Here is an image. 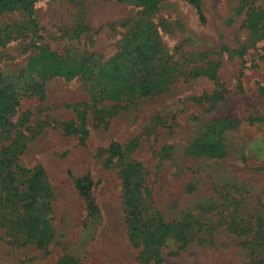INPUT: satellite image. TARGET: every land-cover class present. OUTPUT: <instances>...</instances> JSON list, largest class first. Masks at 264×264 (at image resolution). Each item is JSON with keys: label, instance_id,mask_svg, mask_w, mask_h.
<instances>
[{"label": "rangeland", "instance_id": "374dc122", "mask_svg": "<svg viewBox=\"0 0 264 264\" xmlns=\"http://www.w3.org/2000/svg\"><path fill=\"white\" fill-rule=\"evenodd\" d=\"M198 1L201 20L183 0L153 8L132 0H39L0 13V85L19 101L8 138H0L4 148L15 139L7 153L14 164L43 169V219L51 229L45 244L29 243L7 216L0 264H264V31L253 41L246 21L248 8L263 11L264 0ZM124 41L132 49L158 45L153 77L162 83L131 103L108 99L96 78ZM50 63L87 69V80L49 78ZM34 84L43 87L42 101ZM77 104L84 106L69 107ZM215 141L220 158L196 149ZM113 143L121 158H110ZM129 164L139 166L134 172L162 219L188 223L189 240L178 250L160 248L156 260L128 237L122 173ZM84 175L100 212L86 234V208L73 184Z\"/></svg>", "mask_w": 264, "mask_h": 264}, {"label": "trees", "instance_id": "16d2710c", "mask_svg": "<svg viewBox=\"0 0 264 264\" xmlns=\"http://www.w3.org/2000/svg\"><path fill=\"white\" fill-rule=\"evenodd\" d=\"M39 0H0V13L9 12L14 9L30 6ZM142 6L155 7L163 1L169 0H132ZM186 4L195 9L199 19H202V11L198 0H183ZM247 4L248 0H240ZM247 23L253 41L261 38L264 31V10L257 11L248 8ZM158 45L145 44L131 48V41H124L122 54L113 59L106 67L97 71V79L102 81L106 88V96L110 100L131 103L139 98H145L155 94L158 84L161 81L153 77L156 62L155 56ZM135 54L134 57H131ZM241 55V53H238ZM34 61L30 63L31 70ZM51 77L63 78L66 81L73 80L80 74L82 81L87 80L86 71L74 70L71 67L50 63ZM5 84V83H4ZM0 85V137L10 134L12 124L10 117L15 114L19 101L13 88ZM34 95L40 101L44 99L43 87L34 84ZM126 88V91H121ZM83 104L69 106L73 111L82 108ZM79 132L87 134L84 129V118L78 114ZM66 132L75 134L70 126L64 125ZM77 134V133H76ZM0 138V222H5L7 216L15 219V223L22 226L26 242L36 245L45 244L48 240L51 229L50 221L43 219L48 211L47 199L49 198V188L46 182L44 171L41 167L26 170L14 164L7 155L8 151L17 147L15 139L4 148L2 142L5 138ZM196 149L215 158L223 155V147L219 142H209L199 144ZM121 147L113 143L109 146L110 158H121ZM122 173L123 179V202L126 215L128 237L133 247L142 248V256L146 260L158 258L159 249L172 245L177 250L184 245L189 238L185 236L188 223L173 224L165 222L161 215L152 208V200L148 190L142 183V178H137L135 174L139 166L132 168L127 165ZM12 167V170H10ZM74 188L79 197L84 202L86 208V222L84 224V234L89 228L98 225L100 222V212L92 198V181L88 175H84L73 180ZM22 187L19 190V187ZM5 196H3V194ZM8 219L7 223L12 221ZM59 264H72L69 259L62 260Z\"/></svg>", "mask_w": 264, "mask_h": 264}]
</instances>
